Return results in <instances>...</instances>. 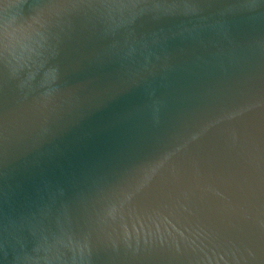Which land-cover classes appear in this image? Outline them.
Returning a JSON list of instances; mask_svg holds the SVG:
<instances>
[{
	"label": "water",
	"instance_id": "1",
	"mask_svg": "<svg viewBox=\"0 0 264 264\" xmlns=\"http://www.w3.org/2000/svg\"><path fill=\"white\" fill-rule=\"evenodd\" d=\"M0 264H264V0H0Z\"/></svg>",
	"mask_w": 264,
	"mask_h": 264
}]
</instances>
